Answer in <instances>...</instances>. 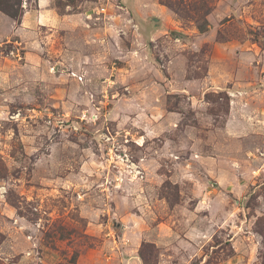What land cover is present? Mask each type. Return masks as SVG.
<instances>
[{
	"label": "rangeland",
	"instance_id": "rangeland-1",
	"mask_svg": "<svg viewBox=\"0 0 264 264\" xmlns=\"http://www.w3.org/2000/svg\"><path fill=\"white\" fill-rule=\"evenodd\" d=\"M45 6L0 12V264H264V0Z\"/></svg>",
	"mask_w": 264,
	"mask_h": 264
},
{
	"label": "crops",
	"instance_id": "crops-1",
	"mask_svg": "<svg viewBox=\"0 0 264 264\" xmlns=\"http://www.w3.org/2000/svg\"><path fill=\"white\" fill-rule=\"evenodd\" d=\"M46 0H38V8L40 9V11H38V9L36 10V12H39V14L35 13V19H33L30 26L36 28V27H43V25L45 24L46 26L48 25H53L54 22H58V20L55 18L54 15H47L46 13H48L45 6ZM45 12V13H44ZM23 21V20H22ZM21 21V22H22ZM44 23V24H43ZM26 25V26H25ZM51 26H49L51 28ZM27 27L26 22H22V23H17V27L15 28V32L13 33L14 37H17V32L24 30ZM37 32H35L36 34ZM38 35H40L39 33H37ZM11 36V35H10ZM5 37H3L4 39ZM7 38V37H6ZM35 45V44H34ZM28 54V53H27ZM27 56V55H26Z\"/></svg>",
	"mask_w": 264,
	"mask_h": 264
},
{
	"label": "trees",
	"instance_id": "trees-1",
	"mask_svg": "<svg viewBox=\"0 0 264 264\" xmlns=\"http://www.w3.org/2000/svg\"><path fill=\"white\" fill-rule=\"evenodd\" d=\"M23 1L24 0H0V12L16 22H21L24 15ZM199 30L202 33L207 31L205 22L199 25Z\"/></svg>",
	"mask_w": 264,
	"mask_h": 264
},
{
	"label": "water",
	"instance_id": "water-1",
	"mask_svg": "<svg viewBox=\"0 0 264 264\" xmlns=\"http://www.w3.org/2000/svg\"><path fill=\"white\" fill-rule=\"evenodd\" d=\"M155 20H156V21H158V19H157V18H155Z\"/></svg>",
	"mask_w": 264,
	"mask_h": 264
}]
</instances>
